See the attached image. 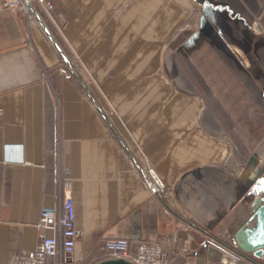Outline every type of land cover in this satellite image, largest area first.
I'll return each mask as SVG.
<instances>
[{"label": "crops", "instance_id": "crops-1", "mask_svg": "<svg viewBox=\"0 0 264 264\" xmlns=\"http://www.w3.org/2000/svg\"><path fill=\"white\" fill-rule=\"evenodd\" d=\"M47 1L60 51L0 8V264L35 249L65 195L70 264L170 232L186 250L171 264H263L231 240L264 198V0Z\"/></svg>", "mask_w": 264, "mask_h": 264}, {"label": "built area", "instance_id": "built-area-1", "mask_svg": "<svg viewBox=\"0 0 264 264\" xmlns=\"http://www.w3.org/2000/svg\"><path fill=\"white\" fill-rule=\"evenodd\" d=\"M38 7H42L43 12L51 20L54 19L52 15L54 7L47 0H0V8L21 13L25 18L26 26L37 21L47 38L60 51L61 48L39 15ZM259 22V18L254 19L251 27L257 34H261ZM141 167L145 177L144 184L154 188V191L152 190L154 193H162L163 186L160 187L155 182L150 167L148 165ZM69 175V169L62 167L59 178L65 189H69L70 186ZM262 203L264 204V198ZM74 218V202L70 195L64 196L57 209H42L39 214L40 231L35 249L16 256L13 264H70L78 238ZM182 241L177 234L170 232L155 241L132 243L121 238L108 239L103 242L102 250L105 258L124 259L133 264H171L176 256L186 252ZM231 245L237 248L235 239L231 240ZM260 260L264 264V254Z\"/></svg>", "mask_w": 264, "mask_h": 264}, {"label": "water", "instance_id": "water-1", "mask_svg": "<svg viewBox=\"0 0 264 264\" xmlns=\"http://www.w3.org/2000/svg\"><path fill=\"white\" fill-rule=\"evenodd\" d=\"M153 179L158 186H162L155 173L150 171ZM152 188V187H151ZM154 191V188H152ZM263 201V200H262ZM262 201L256 203L249 223L240 228L234 236L237 244V249L241 257L250 254L252 258L258 260L264 254V204ZM253 263V262H252ZM96 264H133L129 261L119 258H106ZM253 264H258L254 262Z\"/></svg>", "mask_w": 264, "mask_h": 264}, {"label": "rangeland", "instance_id": "rangeland-1", "mask_svg": "<svg viewBox=\"0 0 264 264\" xmlns=\"http://www.w3.org/2000/svg\"><path fill=\"white\" fill-rule=\"evenodd\" d=\"M256 18H259V20H260L259 24L261 25V33H262L263 28H262L261 19H260V17H256ZM256 18H255V19H256ZM251 27H252V23L250 24V30L254 33V31L251 29ZM254 34H255V35H260V34H257V33H254Z\"/></svg>", "mask_w": 264, "mask_h": 264}]
</instances>
